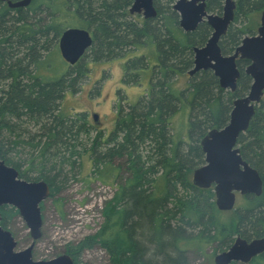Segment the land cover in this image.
Segmentation results:
<instances>
[{
    "label": "trees",
    "instance_id": "1",
    "mask_svg": "<svg viewBox=\"0 0 264 264\" xmlns=\"http://www.w3.org/2000/svg\"><path fill=\"white\" fill-rule=\"evenodd\" d=\"M131 2L31 0L24 8H9L0 0V158L20 178L45 181L50 197L88 153L92 177L113 187L99 230L66 248L75 264L94 245L109 264H186L188 250L203 252L216 242L214 250L223 251L234 235L263 237L264 98L237 139L242 158L261 176L262 191L241 196L230 215L216 207L213 188L194 186L191 174L203 163L201 138L227 122L232 100L247 92L251 79L244 64L234 92L222 89L210 70L189 76L192 47L204 43L209 27L183 33L171 0H153L157 15L147 20L129 13ZM208 8L220 10L221 0ZM263 8L264 0L237 1L234 23L220 44L223 52H231L250 30L237 21ZM68 27L85 28L93 39L72 66L57 44ZM125 54L123 80L137 85L135 73L146 75L147 93L117 104L113 129L105 137L95 131L85 147L94 128L85 113L64 107L63 98L86 77L85 59L105 63ZM181 74L187 75L184 88L178 86ZM181 108L186 109L181 124L187 120L179 131L172 118ZM122 170L126 177L114 185ZM0 213L6 226L16 210L3 205ZM263 259L264 254L251 263L264 264Z\"/></svg>",
    "mask_w": 264,
    "mask_h": 264
},
{
    "label": "water",
    "instance_id": "2",
    "mask_svg": "<svg viewBox=\"0 0 264 264\" xmlns=\"http://www.w3.org/2000/svg\"><path fill=\"white\" fill-rule=\"evenodd\" d=\"M31 0H7L9 8H24ZM173 9L178 13L179 25L186 32L193 31L205 17L213 29L206 43L193 47V65L188 75L201 70H210L222 89L234 92L237 87L239 70L235 59L249 61L244 73L251 82L247 93L232 100L227 122L212 128L201 138L200 146L203 163L191 174V181L199 188L212 187L218 210L230 211L234 208L236 194L259 195L262 179L258 171L246 162L237 145L238 136L244 133L264 95V10L260 15L257 34L245 36L231 55L221 53L218 41L232 20L234 0H224L221 16L208 14L205 0H173ZM129 12L141 14L145 19L157 15L153 0H132ZM90 32L85 28L68 27L58 38V50L69 65L83 58L92 44ZM94 118L96 116L94 115ZM49 186L43 180L27 181L19 177L18 171L0 158V207L13 206L25 221L32 240L40 237L42 225L40 203L49 197ZM31 242L25 249L15 251L16 243L8 230L0 226V264H73L67 254L50 260H33ZM264 252V236L244 239L236 236L232 244L216 253L214 264L248 263Z\"/></svg>",
    "mask_w": 264,
    "mask_h": 264
},
{
    "label": "rangeland",
    "instance_id": "3",
    "mask_svg": "<svg viewBox=\"0 0 264 264\" xmlns=\"http://www.w3.org/2000/svg\"><path fill=\"white\" fill-rule=\"evenodd\" d=\"M260 13L261 10L247 13V15L242 17L243 19L237 21V26H247L256 31L259 25ZM87 52L88 50L86 53ZM125 56L126 54L123 55V61ZM89 59L90 58H88V60L85 59V64H88L86 77L80 81V85L77 84L75 91L72 94H66L62 101V105L69 111L74 113H85L88 122L93 124L94 129L90 131L89 139L84 138V140H86L84 142L85 147H89L91 138L95 135V131L101 132L102 137L109 134L113 129L117 104L125 106L128 102H135L143 95L148 81L147 76L144 75L140 77L142 84L139 82L138 85H135L132 84V82H125L123 80L120 61L114 60L101 63L91 62ZM52 60V63L58 66L59 62L57 57H54ZM143 61L147 64L146 59ZM185 74H181L178 84L179 87H185L187 78ZM173 79L176 78L174 77ZM184 109L185 108H181L180 111L178 110L172 118L174 128L176 129L178 127L177 130L179 131H182L186 126L187 117L185 119V125L181 124ZM93 113L98 115L96 122L92 119ZM179 125H181V127H179ZM87 154L88 153L82 154L81 159H79L81 161V166L79 168L77 167L74 171L75 173H68L65 185L56 192L54 196H50L40 203L42 218V225L40 228L41 235L36 240L33 248V260H50L59 255L67 254L66 248L68 245L76 244L82 238L93 235L101 227L103 223L101 209L104 201L112 196L114 189L111 185L104 184L92 177L89 171L90 161ZM125 177L126 170H122L120 175L116 178L114 185L120 183ZM240 201L241 196L236 194L234 207L237 206ZM233 209L224 212H228L231 215ZM229 214H225L224 216H229ZM6 227L12 233L16 241L15 251L22 250L30 244L31 238L29 229L20 216H15L8 220L6 222ZM236 236L238 235L232 237V242ZM216 247L217 243L214 242L203 252L188 250L186 264H214L213 258L215 254L221 252L215 251L214 249ZM262 254H264V252L257 256H261ZM79 260L80 264H109L106 253L99 245H94L92 248L82 251ZM233 263L253 264L251 261L248 263Z\"/></svg>",
    "mask_w": 264,
    "mask_h": 264
},
{
    "label": "flooded vegetation",
    "instance_id": "4",
    "mask_svg": "<svg viewBox=\"0 0 264 264\" xmlns=\"http://www.w3.org/2000/svg\"><path fill=\"white\" fill-rule=\"evenodd\" d=\"M7 0H5V2H6ZM172 2H174L173 0H171ZM212 0H205V7H204V9H205V11L208 13V14H213V15H218V16H221L222 15V12H223V6H224V0H221V8H220V10H216V9H214V10H210L209 8H208V6H209V3L211 2ZM237 1L238 0H234V2H235V7H234V10H233V17H232V20L230 21V23L228 24V26H227V29H226V31H225V33L221 36V38L219 39V41H218V45H219V47H220V50H221V53L223 54V55H231V54H233L234 53V51H235V48L240 44V42H241V40L245 37V36H253V35H256L257 34V29H258V27L260 26V20H259V25H258V27L256 28V31H254V29L253 28H250V30L248 31V34H246V35H244L242 38H241V40H240V42L238 43V45L231 51V52H223L222 51V49H221V46H220V44H221V42H222V40H223V37L226 35V33L228 32V29H229V27L234 23L233 22V20H234V16H235V9H236V3H237ZM154 3V2H153ZM154 5V4H153ZM171 6L173 7V3L171 4ZM155 7V6H154ZM173 9V8H172ZM174 10V9H173ZM262 10H264V8L263 9H261V11ZM175 11V10H174ZM176 12V11H175ZM130 13V12H129ZM177 13V12H176ZM131 14V13H130ZM132 16H138V17H140V18H143L144 20H147V19H145L141 14H138V13H132L131 14ZM177 15H178V13H177ZM260 15H261V13H260ZM150 19V18H149ZM179 19H180V17H179V15H178V27L180 28V30L183 32V33H187L185 30H183L181 27H180V25H179ZM260 19V18H259ZM201 24H206L208 27H209V36L206 38V40L204 41V43H202L201 45H195V46H197V47H201V46H203L205 43H206V41L208 40V38L210 37V35H211V33H212V31H213V29L210 27V25H208V23H207V20H206V18L205 17H203L202 18V21H200L198 24H197V26H196V28L193 30V31H195L196 29H197V27L199 26V25H201ZM89 31V30H88ZM193 31H191V32H193ZM90 32V31H89ZM90 35H91V37H92V34H91V32H90ZM195 46H193V47H195ZM193 47H192V49H193ZM192 52H193V50H192ZM138 53V52H137ZM136 55V54H135ZM82 59V58H81ZM79 61V60H78ZM77 61V62H78ZM118 61H120V64H121V68H123L122 66H123V59H121V60H118ZM76 62V63H77ZM235 62H236V66H237V69L239 70V77H240V73H241V68H240V64H244L243 65V73H244V69H245V67L247 66V64L249 63V61L248 60H246V59H239L238 57L235 59ZM67 63V62H66ZM75 63V64H76ZM68 64V63H67ZM69 65V64H68ZM74 65V64H73ZM70 66V65H69ZM202 71V70H201ZM122 72H123V69H122ZM212 72V71H211ZM187 74H188V72H187ZM135 75H136V79L138 80V84H139V82H140V84H142V82L141 81H139L140 80V76H138V74L137 73H135ZM148 78V77H147ZM239 79V78H238ZM237 79V80H238ZM149 79H148V81H147V87H146V90L143 92V95H146V93H147V90H148V84H149ZM137 84V85H138ZM250 86V85H249ZM139 87V86H138ZM249 89V88H248ZM248 91V90H247ZM247 93V92H246ZM245 93V94H246ZM244 94V95H245ZM143 95H141V96H143ZM263 98H264V95H263ZM263 100V99H262ZM261 103V102H260ZM260 105V104H259ZM183 107H185V105H182ZM94 115L96 116V118H94ZM97 118H98V115L96 114V113H93L92 114V119H93V121L94 122H96V120H97ZM90 124H92V123H90ZM92 126H93V124H92ZM7 206H9V205H7ZM2 207V206H1ZM0 207V208H1ZM10 207H12V208H14L15 210H16V214L14 215V216H12L11 218H13V217H15V216H20V214L18 213V211H17V209L15 208V207H13V206H10ZM40 210H41V206H40ZM21 217V216H20ZM10 218V219H11ZM22 218V217H21ZM1 219H2V217H1V213H0V226L3 228V229H5V230H8V228L5 226V225H2L1 223ZM9 219V220H10ZM23 219V218H22ZM25 222V221H24ZM9 231V230H8ZM10 232V231H9ZM11 233V232H10ZM29 234H30V232H29ZM11 235H12V233H11ZM13 236V235H12ZM14 238V237H13ZM30 238H31V236H30ZM37 240V239H36ZM36 240H32V238H31V242H34V245H33V248H34V246H35V243H36ZM15 241V240H14ZM30 242V243H31ZM15 243H16V241H15ZM29 246V245H28ZM16 247V246H15ZM26 248V247H25ZM24 248V249H25ZM33 248H32V251L31 252H33ZM18 251V250H17ZM70 256V255H69ZM70 258H71V260H72V262H73V259H72V257L70 256ZM73 264H75L74 262H73ZM78 264H80V263H78Z\"/></svg>",
    "mask_w": 264,
    "mask_h": 264
}]
</instances>
